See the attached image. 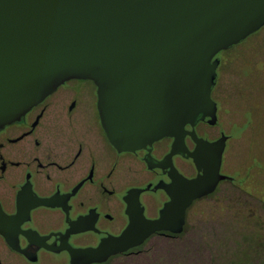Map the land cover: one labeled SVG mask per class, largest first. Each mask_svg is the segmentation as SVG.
<instances>
[{
    "label": "water",
    "instance_id": "water-1",
    "mask_svg": "<svg viewBox=\"0 0 264 264\" xmlns=\"http://www.w3.org/2000/svg\"><path fill=\"white\" fill-rule=\"evenodd\" d=\"M262 26L264 0H0V125L65 80L89 78L115 147L134 149L166 135L180 147L185 125L216 122V55ZM194 136L196 150L174 151L187 152L202 173L179 181L177 191L168 188L157 218L134 209L119 251L157 231L180 233L185 207L225 177L226 137Z\"/></svg>",
    "mask_w": 264,
    "mask_h": 264
},
{
    "label": "flooded vegetation",
    "instance_id": "flooded-vegetation-1",
    "mask_svg": "<svg viewBox=\"0 0 264 264\" xmlns=\"http://www.w3.org/2000/svg\"><path fill=\"white\" fill-rule=\"evenodd\" d=\"M211 97L216 122L205 117L194 127L185 125L176 148L172 135L134 149L115 147L89 78L65 80L0 125V264H122L152 236H177L157 231L140 245L118 250L134 209L157 218L170 200L167 189L177 191L179 181L202 173L187 152L174 151L196 150L194 134L209 142L226 137L219 169L225 177L185 207L183 229L196 201L229 196L237 187L224 170L231 135L221 127L208 129L220 121V105Z\"/></svg>",
    "mask_w": 264,
    "mask_h": 264
},
{
    "label": "rangeland",
    "instance_id": "rangeland-1",
    "mask_svg": "<svg viewBox=\"0 0 264 264\" xmlns=\"http://www.w3.org/2000/svg\"><path fill=\"white\" fill-rule=\"evenodd\" d=\"M216 58L220 121L208 129L231 135L224 170L237 187L196 201L181 233L152 236L122 264H264V26Z\"/></svg>",
    "mask_w": 264,
    "mask_h": 264
}]
</instances>
